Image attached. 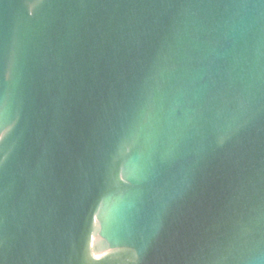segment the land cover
<instances>
[{
	"label": "water",
	"instance_id": "obj_1",
	"mask_svg": "<svg viewBox=\"0 0 264 264\" xmlns=\"http://www.w3.org/2000/svg\"><path fill=\"white\" fill-rule=\"evenodd\" d=\"M0 264H4L3 254H2V248H1V242H0Z\"/></svg>",
	"mask_w": 264,
	"mask_h": 264
}]
</instances>
